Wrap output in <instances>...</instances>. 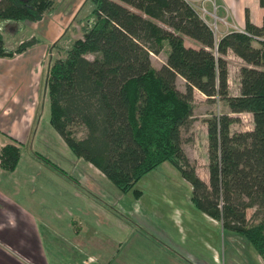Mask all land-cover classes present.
Segmentation results:
<instances>
[{"label":"trees","instance_id":"1","mask_svg":"<svg viewBox=\"0 0 264 264\" xmlns=\"http://www.w3.org/2000/svg\"><path fill=\"white\" fill-rule=\"evenodd\" d=\"M195 1L87 0L91 11L82 36L61 37L51 46L59 55L47 74L48 122L75 157L93 164L123 193L137 195L136 184L170 162L190 183L193 207L223 230L243 234L264 260V17L256 25L246 11L244 29L219 38ZM53 3L0 0V21H38ZM259 4L264 8V0ZM185 36L200 46L186 45ZM36 43L32 37L8 49L0 30V58ZM162 51L166 60L158 68L151 54ZM229 52L244 63L236 95L229 91ZM177 77L184 91L176 87ZM195 89L230 109L206 120L207 181L181 146ZM246 112L252 129L232 133L237 118L231 114ZM19 144L11 138L0 148L2 169L16 168ZM32 156L67 176L44 156ZM249 208L254 212L247 217Z\"/></svg>","mask_w":264,"mask_h":264},{"label":"crops","instance_id":"2","mask_svg":"<svg viewBox=\"0 0 264 264\" xmlns=\"http://www.w3.org/2000/svg\"><path fill=\"white\" fill-rule=\"evenodd\" d=\"M214 1L226 24L220 27L219 38L230 31H242L246 11L251 22L262 23L264 8L259 0ZM87 4V0H54L42 19L6 22L5 28L10 33L0 29L8 49L32 37L38 40L21 53L0 58V148L11 143V138L17 140L20 149L27 146L31 160L49 173L41 177L40 183L38 180L32 185L37 191H29L30 185L25 181L30 169L22 164L21 157L13 171L0 167V264H111L110 257L116 250L111 248L115 244L117 254L123 252L122 259L126 254L136 258L138 254L149 253L155 264L220 263L218 252H212L203 233L201 236L205 224L195 222L193 228L197 209L190 208L188 201L174 196L152 179L142 187L138 186L142 180L136 184L137 195L131 191L123 193L93 164L75 157L48 124L45 127L49 130V142L44 137L47 130L42 128V122L47 123L48 110L42 114L39 110L48 100L46 81L50 64L45 65V58L53 57L51 46L61 37L74 40L82 36L81 28L91 11L89 6L82 13ZM12 29L16 31L13 35ZM238 61L239 67L244 64L240 58ZM196 91L200 95L198 101L207 99ZM238 91L230 93L236 95ZM35 119L38 121L33 127ZM41 131L45 140L38 139ZM53 145H59L60 150ZM50 147L55 151L48 153L46 149ZM33 150L42 151L69 177L48 169L45 162L32 156ZM66 159L73 167L65 169ZM124 197L128 200L124 213L116 216L111 208L119 204L118 198ZM172 202L189 208L191 214L170 210ZM199 217L208 218V223L222 229L220 222L197 211ZM135 230L137 234L131 241ZM172 248L178 260L172 256Z\"/></svg>","mask_w":264,"mask_h":264},{"label":"rangeland","instance_id":"3","mask_svg":"<svg viewBox=\"0 0 264 264\" xmlns=\"http://www.w3.org/2000/svg\"><path fill=\"white\" fill-rule=\"evenodd\" d=\"M194 5L196 9L200 12L201 17L205 20V22L212 28L214 31L215 35L218 37L219 35V30L221 26H225L226 24L224 23V19L222 20L221 14L219 13V7L216 5L214 0H199L195 1ZM90 5H86L82 13L85 14V11L89 9ZM90 13V12H89ZM229 20V19H228ZM6 22H17L19 23L20 21H14V20H2L0 21V29L8 33L9 31L6 30ZM16 31L12 29V35ZM10 33V32H9ZM184 43L188 46L192 47H199V43L189 37H184ZM59 53L56 50H53V57L58 56ZM91 57V55H89ZM52 58L49 56L45 58V65L48 66L52 62ZM227 61H228V68H229V91L230 92H236L238 91L239 88V82H238V69H239V64L240 61H238L237 56L232 54V52H229L226 55ZM166 60V52L162 51L159 54H151V62L156 66L160 67ZM44 63V62H43ZM44 66V65H43ZM44 66V69L45 67ZM176 87L180 91H184L185 89V83L184 80L181 77H177L176 79ZM194 94V109L192 111V116L189 121L188 126L181 128V146L182 148L186 151L188 154L191 162L195 164L196 167V172L199 174V176L202 178L204 177V180L207 181V164H208V158H207V124L206 120L210 118L211 116L215 114H222L225 112H229L230 109L228 108L227 104L224 101H221L219 99H214V101H209L205 99L204 101H198V98H200V95L196 91V89L193 91ZM196 96V98H195ZM199 96V97H197ZM202 98V97H201ZM48 99V96H47ZM43 105V104H42ZM39 110V114H42L43 111L49 110V101L47 100L44 106ZM245 117L239 116V114H234L233 116L237 118L236 122L231 125L230 129L232 133H239L247 130H251L253 123H252V116L249 113H245ZM48 115V111H47ZM232 115V114H231ZM46 114L44 115V117ZM38 120L35 119V121L32 122V126H35V122ZM46 124L48 126H51L48 121L47 123L42 122V128H46ZM32 127V129H33ZM52 128V127H50ZM47 130V128H46ZM44 131V130H43ZM42 135V136H41ZM41 135L39 136L38 139H43V133L41 131ZM33 134H31L30 138L31 140L34 141L35 138H33ZM47 142H49V130H47L46 135ZM46 142V141H45ZM53 142H56V140H53ZM60 143H63L59 141ZM29 143V142H28ZM31 144V142H30ZM56 150H60L59 145H53ZM48 153H51L55 151L53 148H48L46 149ZM45 151V152H47ZM20 154H21V162L24 166L30 169L28 179L26 178V183H28L29 186V191H37V187H33V184H37L38 180L40 183L41 182V177L45 176L46 174H49L47 171L44 169H40L38 163L33 162L29 156V148L26 146L25 148L20 149ZM44 152V153H45ZM31 153H37L38 155H42L45 157V155L42 153V151H36L33 150ZM47 158V157H45ZM40 161H42L40 158H38ZM48 159V158H47ZM20 160V159H19ZM50 160V159H49ZM51 161V160H50ZM73 167V165L69 162L68 159H66L65 163V169ZM43 168V167H42ZM52 167L49 166L48 169H51ZM40 169V171H39ZM69 177V174L61 168ZM99 174V173H98ZM63 175V174H62ZM65 176V175H64ZM155 180L157 181L161 186H164L168 191L173 193L175 196H180L182 200L188 201L187 204L189 205L190 208H192V203H191V185L190 183L185 180L181 173L170 163V162H163L160 164L158 167L155 169L151 170L144 178H142L138 184V186L142 187L144 184L148 185L150 180ZM76 180V179H75ZM74 181V180H72ZM112 184V183H111ZM113 185V184H112ZM114 186V185H113ZM114 188V187H113ZM121 194V193H120ZM123 194V193H122ZM143 195H146V193H143ZM144 200V199H143ZM142 200V204H143ZM119 201V204L111 208L112 212L117 216L121 215L124 213V207H125V202L128 200L124 197L122 200L118 198L116 202ZM178 203V202H177ZM116 204V203H115ZM185 204V203H184ZM116 207V208H115ZM149 211V209H146ZM170 210L179 212L178 210L187 213L190 212V209L187 207H182L180 205L176 204H171ZM122 211V212H121ZM180 212V213H182ZM254 212V209L249 208L246 210V216L250 217V215ZM189 214V213H188ZM191 214V212H190ZM125 217V216H124ZM127 221L129 219L126 217L125 218ZM208 219V218H207ZM205 219L204 217H199L197 218V211H196V218L194 219V224L193 228H195V222L201 224H205L204 230L201 231V236L203 233V239L208 241V244L211 246L210 250L217 251L220 257V263L218 264H264V260L258 256L252 245L248 242L246 237L239 233V232H231L228 230H223L219 225H211L208 223V220ZM189 222V220H188ZM187 225V224H186ZM200 226L199 224H197ZM192 228V230H193ZM202 229V227H200ZM195 233L197 234V227L195 229ZM135 234H137V230L133 231L131 234L130 240L132 241L135 237ZM182 234V233H181ZM185 235V233H184ZM147 238V236H146ZM202 238V237H201ZM157 239V238H155ZM183 239V237L181 238ZM130 241V242H131ZM115 248H111V251L113 249L115 250L110 257L112 259L111 264H155L150 261L149 253H143L138 254V256L135 258V256H132L130 254H126V258L122 259L123 252H120L117 254V248L116 244L113 245ZM173 248H172V256L173 254ZM146 251L149 252L148 247H146ZM176 251V250H175ZM171 257H169L168 260H170ZM167 257V253H166ZM174 257L178 260L175 255ZM140 258V259H139ZM142 259V260H141ZM95 261H97L96 258H94ZM180 260H182L180 258ZM165 261V260H164ZM185 262V261H183ZM262 262V263H261Z\"/></svg>","mask_w":264,"mask_h":264},{"label":"built area","instance_id":"4","mask_svg":"<svg viewBox=\"0 0 264 264\" xmlns=\"http://www.w3.org/2000/svg\"><path fill=\"white\" fill-rule=\"evenodd\" d=\"M245 115H247V114H245V113H240L239 114V116H242V117H245Z\"/></svg>","mask_w":264,"mask_h":264}]
</instances>
